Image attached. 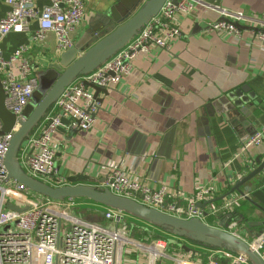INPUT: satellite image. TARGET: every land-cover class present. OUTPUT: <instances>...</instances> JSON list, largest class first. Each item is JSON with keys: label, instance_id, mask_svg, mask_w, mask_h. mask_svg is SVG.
I'll use <instances>...</instances> for the list:
<instances>
[{"label": "crops", "instance_id": "crops-1", "mask_svg": "<svg viewBox=\"0 0 264 264\" xmlns=\"http://www.w3.org/2000/svg\"><path fill=\"white\" fill-rule=\"evenodd\" d=\"M134 1L87 0L83 21L71 33L74 46H83L101 31L102 17L111 14L120 18ZM47 3L35 0L38 9ZM221 9L264 21V0H198L194 13L179 19L181 35L170 49L154 48L140 55L131 74L115 88H107V94L99 93L101 107L92 128L71 130L68 119H62L54 134V146L63 181L39 179L57 186L90 184L103 189L107 173L122 167L152 188L165 187L182 203L201 186L213 190L211 200L217 199L213 202L217 206L239 197L236 193L221 199L237 180L258 167V156L264 160V144L243 146L244 140L264 125V42L250 34V24L243 25L248 28H242L243 37L238 40L209 30L210 24L221 18ZM7 10L8 5L0 0V18ZM37 27V21L32 20L29 30L9 33L0 46L7 57L26 45L34 74L40 79L60 51L53 33L43 41L34 38ZM233 90L243 98L237 108L215 112L212 100ZM42 127L39 123L33 133H40ZM26 148H22L20 160L27 171L30 146ZM245 186L250 192L244 191V186L241 191L251 200L240 198L225 215L212 214L211 202L201 208L207 213L205 222L227 226L253 243L264 232V211L259 207L264 208V170ZM77 201L91 203L95 207L92 212L104 219V207L85 199ZM172 239L178 245L172 243L168 251L184 259L207 264L214 258L207 252L213 248L186 245L176 236ZM193 251H201L202 261L198 254L193 258ZM145 257L144 253L127 250L122 264H147ZM155 264L178 263L158 259Z\"/></svg>", "mask_w": 264, "mask_h": 264}, {"label": "built area", "instance_id": "built-area-1", "mask_svg": "<svg viewBox=\"0 0 264 264\" xmlns=\"http://www.w3.org/2000/svg\"><path fill=\"white\" fill-rule=\"evenodd\" d=\"M86 1L48 0L38 9L35 0H4L8 10L0 18V41L11 32L29 30L31 21L36 20V40L43 41L49 33H53L58 50H68L74 46L71 33L83 21ZM197 5L198 0H166L158 14L128 44L99 68L79 76L66 87L41 120V132H32L24 142L27 144L23 147L25 150L30 146L27 172L36 178H50L55 183H61L63 178L55 161V132L62 125L63 118L68 119L67 126L71 130H89L101 107L94 96V89L85 85L84 81L108 89L115 88L132 73L134 61L140 55L149 54L154 48L170 49L181 35L179 19L192 15ZM247 24L251 26L249 32L254 39L264 42V21L248 17L240 11L221 9V18L210 24L209 30L238 40L245 31L240 26ZM27 50V46L22 45L6 57L0 46V81L5 92L4 104L15 116V123L8 132H2L0 121V264H122L127 250L146 254L147 264H155L158 259L178 264H200L169 252L166 239L148 244L129 237L127 228H124V234L120 233L119 226L126 223L127 215L124 213L104 208V218L115 225V228H107L78 216L77 199L55 200L34 193L25 185L8 178L5 157L9 143L19 128L20 120L25 118L24 112L33 94L39 88V79L34 74ZM260 144H264V125L243 142L245 149ZM103 186L117 195L186 219L198 217L204 220L205 211L199 204L213 198V190L201 186L193 197L186 198L187 202L182 203L173 198L165 187L152 188L122 167L111 169ZM240 198L243 197H233L222 206L211 202L209 209L212 214H223ZM6 202L25 209H9ZM231 225L234 226L233 223ZM254 249L264 257V233L256 238ZM216 255L219 258L227 257L224 264H249L244 257L222 248L211 257ZM207 264L218 263L211 261Z\"/></svg>", "mask_w": 264, "mask_h": 264}, {"label": "water", "instance_id": "water-1", "mask_svg": "<svg viewBox=\"0 0 264 264\" xmlns=\"http://www.w3.org/2000/svg\"><path fill=\"white\" fill-rule=\"evenodd\" d=\"M165 1L135 0L122 17L117 18L111 14L106 18L102 17L101 31L93 34L92 38L83 46L78 44L68 50L60 51L57 60L48 64V70L39 79L38 90L33 94L29 105L25 109V118L20 120L19 128L13 133L9 143L5 157L8 178L25 185L29 190L39 195L55 200L66 198L89 200L104 208L124 213L141 222L153 225L176 237L185 238L211 248L225 249L239 257H244L249 264H264V257L254 249V242L246 241L239 234L227 229V226L208 224L198 217L186 219L174 216L157 208L148 207L132 198L117 195L109 188L99 189L90 184L51 185L30 175L22 166L20 152L25 140L39 125L65 88L79 76L99 68L117 51L128 44L150 19L158 14ZM84 84L94 89V96L99 101L98 95L100 92L108 93L106 87L91 84L87 81H84ZM42 89H45V91L43 92ZM240 95L238 90H233L216 97L211 102L215 112L220 113L236 109L240 101L243 100ZM4 100L5 92L0 81V121L2 132H8L15 123V116L6 109ZM256 162L258 167L237 180L230 191L221 199L237 193L244 199L251 200L247 193L241 191V187L244 186V191L250 192L251 188L245 186V183L264 170V160H261L260 156L256 158ZM216 200L200 203L199 206L204 207ZM253 203L257 205L255 202ZM7 207L17 211L25 209L11 202L7 203ZM259 207L264 211V208Z\"/></svg>", "mask_w": 264, "mask_h": 264}, {"label": "rangeland", "instance_id": "rangeland-1", "mask_svg": "<svg viewBox=\"0 0 264 264\" xmlns=\"http://www.w3.org/2000/svg\"><path fill=\"white\" fill-rule=\"evenodd\" d=\"M42 91L44 92L45 89H42ZM8 198H6V201H8ZM7 203V202H6ZM5 203V205H6ZM78 205H79V208H77V211H76V214L78 216H82L83 218L85 219H91L92 221H95L97 223H100L102 225H104L105 227L107 228H115V225L114 223L110 222V221H107L105 218L103 220H101V216L98 214V212H92L93 209L95 207H92L91 203H87V202H79L78 201ZM125 220H126V223L125 225L122 223L120 226H119V231L120 233L124 234V228H127L129 230V237H133L137 240H143V241H146V243L150 244V241H156L158 239H164V238H156V234H161L162 236H168V237H171V238H174L175 236L168 233V232H165L164 230L160 229V228H157L153 225H150V224H146L144 222H141L133 217H125ZM142 227H145V229H142ZM138 230H140V232H138ZM144 235L145 237H142L141 235ZM149 234L151 236H149ZM186 245H197L199 247H202V248H207L206 246H204L203 244H198V243H194L190 240H187L185 238H180ZM199 250V249H198ZM219 250V248H215L214 252H212L210 249L209 251V254L211 256V254H216V251ZM127 252V251H126ZM193 254L194 256L198 254L199 258L201 259L202 261V255H201V251H193ZM218 255H216V257L212 258L211 261L215 262V263H218V264H224L228 259L227 257H217ZM196 257V256H195ZM158 261V260H157Z\"/></svg>", "mask_w": 264, "mask_h": 264}, {"label": "trees", "instance_id": "trees-1", "mask_svg": "<svg viewBox=\"0 0 264 264\" xmlns=\"http://www.w3.org/2000/svg\"><path fill=\"white\" fill-rule=\"evenodd\" d=\"M241 27L242 28H248V27H243V26H241ZM223 214L225 215V213H223ZM226 215H230V214H227L226 213ZM219 217H223V215L222 216H219ZM142 228L145 229V227H142ZM149 236H151V235L149 234ZM156 238H164V239H166L168 241V248L171 247V244L172 243L178 245V242H176L175 239H172L171 237H168V236H162L161 234H156Z\"/></svg>", "mask_w": 264, "mask_h": 264}]
</instances>
